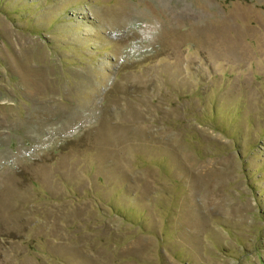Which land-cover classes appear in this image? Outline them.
Listing matches in <instances>:
<instances>
[{
	"label": "rangeland",
	"instance_id": "obj_1",
	"mask_svg": "<svg viewBox=\"0 0 264 264\" xmlns=\"http://www.w3.org/2000/svg\"><path fill=\"white\" fill-rule=\"evenodd\" d=\"M0 264H264V0H0Z\"/></svg>",
	"mask_w": 264,
	"mask_h": 264
}]
</instances>
